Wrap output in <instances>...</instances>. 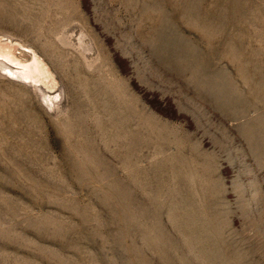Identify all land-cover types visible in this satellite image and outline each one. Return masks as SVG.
<instances>
[{"label": "rangeland", "instance_id": "1", "mask_svg": "<svg viewBox=\"0 0 264 264\" xmlns=\"http://www.w3.org/2000/svg\"><path fill=\"white\" fill-rule=\"evenodd\" d=\"M0 264H264V0H0Z\"/></svg>", "mask_w": 264, "mask_h": 264}]
</instances>
